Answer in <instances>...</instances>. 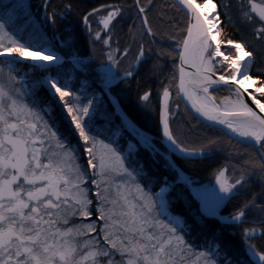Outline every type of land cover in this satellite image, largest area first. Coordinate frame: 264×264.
I'll return each mask as SVG.
<instances>
[{
  "label": "snow or ice",
  "instance_id": "6c2138e0",
  "mask_svg": "<svg viewBox=\"0 0 264 264\" xmlns=\"http://www.w3.org/2000/svg\"><path fill=\"white\" fill-rule=\"evenodd\" d=\"M262 40L264 0H0V264H264Z\"/></svg>",
  "mask_w": 264,
  "mask_h": 264
},
{
  "label": "trees",
  "instance_id": "16d2710c",
  "mask_svg": "<svg viewBox=\"0 0 264 264\" xmlns=\"http://www.w3.org/2000/svg\"><path fill=\"white\" fill-rule=\"evenodd\" d=\"M53 4H56V3H59L60 0H52ZM78 2L80 3L81 7L82 8H86V5H87V8H89V6H97V5H100V4H105V3H120V4H123V5H126V6H131L133 3H134V0H78ZM143 3H146L147 0H142ZM33 3L34 4H38L39 3V0H33ZM84 3L86 5H84ZM156 3H157V6H163L165 4V0H156ZM79 11V9H78ZM154 14H155V9L153 10V13H150L149 14V18L150 19H153L154 17ZM154 22V21H153ZM155 23V22H154ZM63 24L64 22H61L60 23V30L62 31V28H63ZM243 35L245 39L247 40H250L251 37V34L248 30H243V31H240V32H237V31H233V30H226L225 31V37H233L235 39H238L239 36ZM158 39H160V37H158ZM163 42L165 44H172L173 41L169 40L167 38V36L165 35V37L163 38ZM79 48H81V50H85L86 47H87V38L84 37V36H81L80 37V40H79V43L77 45ZM99 47V46H98ZM156 47V46H155ZM170 67V65H169ZM169 72H168V69L166 68L165 69V75L162 76V77H159V78H154V77H147L145 79V82H148V86L152 88L151 90V93H152V100L150 101V104H155V97H156V94L159 90V86L161 84V81H163L165 84L168 83V80L165 78V77H169ZM137 82L136 80H133L132 81V85L131 87H133L134 85H136V89H137ZM142 84V83H141ZM140 84V85H141ZM145 86H141V89L140 91L142 90V88H149L147 86V84H144ZM124 91V90H123ZM120 92V91H119ZM118 92V93H119ZM126 93H127V98H125V96H121L120 95V99L122 101V106L127 110L129 111V113L134 117V118H137L140 120L141 123L144 122V118H141L139 116V114L137 113V111L135 110V103H132V98L133 100L136 99V96L135 94H132L131 96V92L128 93V91L126 90ZM216 93V92H214ZM173 99L175 100V92H173ZM180 111L181 113L183 114L184 113V107L180 104ZM225 143H227L225 141ZM226 154H223L221 155L220 159H219V162L218 163H213L212 164V167H203V168H199L198 167V170L196 171L195 173V178L198 179L200 182L203 183L204 180H208L210 179V176L213 172V170L217 167H220L221 165H226L229 167V169L231 168V161L227 160L225 158ZM228 175L230 176L231 175V171H229ZM243 197H236L235 200L233 201V203H235L236 201H239V200H242ZM229 207V211H231V205L228 206ZM239 238V233L237 232V236L234 237V239H237L238 240Z\"/></svg>",
  "mask_w": 264,
  "mask_h": 264
},
{
  "label": "rangeland",
  "instance_id": "374dc122",
  "mask_svg": "<svg viewBox=\"0 0 264 264\" xmlns=\"http://www.w3.org/2000/svg\"><path fill=\"white\" fill-rule=\"evenodd\" d=\"M105 4H114V3H105ZM116 4H120V3H116ZM84 5H86V4L84 3ZM98 6L99 5H97L96 7H98ZM124 6H125V8H128L129 7V6H126V5H124ZM85 9L86 10H90V6H89V8H87V5H86V8ZM133 16H134V14H133ZM135 22L137 24H139V20H136ZM132 23H133V19H126L121 25H118L117 28L114 30V33L115 34L112 37V47L114 49H116L117 47H119V50L122 52L125 47L129 46V44L131 43V40H132V36L129 35V26ZM93 28H96L95 23L93 24ZM121 28L123 29L122 31L120 30ZM137 39H139V38L137 37ZM251 39L252 38H250V40ZM117 41H119V45L117 44ZM153 47L155 48V45ZM255 47H256V49L258 51L260 49H264V40H262V41H256L255 42ZM132 49H133V54H134L135 51H136L135 45H132ZM127 63H128V61L127 60H124L122 62V64H121V67L122 68L123 67H126L127 66ZM141 75H143V74L141 73ZM146 78L147 77H145L144 79H139V77H138L139 83L140 84L142 83L141 86H145L144 84H147V86H148V82H145V79ZM135 83H137V82H135ZM116 90H117V92L120 91L119 94L121 96H123V97L125 96V98H127L126 90L128 91V93L131 92V96H132V94H135V96H136V85H134L133 87L129 88L127 84H120L119 87ZM143 91H148V90L142 88V90L140 91L141 94L143 93ZM135 102H136V99L133 100V98H132V103H135ZM214 181H215V178L211 174L210 179L204 180L203 183H212L213 184Z\"/></svg>",
  "mask_w": 264,
  "mask_h": 264
},
{
  "label": "flooded vegetation",
  "instance_id": "af4514ba",
  "mask_svg": "<svg viewBox=\"0 0 264 264\" xmlns=\"http://www.w3.org/2000/svg\"><path fill=\"white\" fill-rule=\"evenodd\" d=\"M148 87H149V86H148ZM143 89H147V90L150 91V92H151V90H152L151 87H149V88H143ZM226 94H227V92H226V90H224V89H221L219 92L213 93V95H216L217 97H220L221 95H226ZM181 105L185 108V105H184L183 103H181Z\"/></svg>",
  "mask_w": 264,
  "mask_h": 264
},
{
  "label": "water",
  "instance_id": "95a60500",
  "mask_svg": "<svg viewBox=\"0 0 264 264\" xmlns=\"http://www.w3.org/2000/svg\"><path fill=\"white\" fill-rule=\"evenodd\" d=\"M177 78H178V73H177ZM183 104L186 105V104H187V101H184ZM188 107L190 108L191 106L188 105ZM214 183H215V182H214ZM214 183H213V184H214Z\"/></svg>",
  "mask_w": 264,
  "mask_h": 264
}]
</instances>
